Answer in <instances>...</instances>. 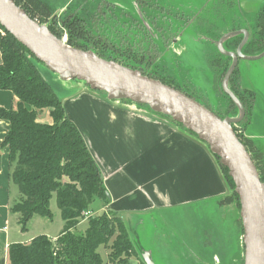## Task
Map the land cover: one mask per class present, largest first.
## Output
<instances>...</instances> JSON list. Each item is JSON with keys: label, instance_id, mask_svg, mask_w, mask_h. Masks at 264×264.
Segmentation results:
<instances>
[{"label": "trees", "instance_id": "obj_1", "mask_svg": "<svg viewBox=\"0 0 264 264\" xmlns=\"http://www.w3.org/2000/svg\"><path fill=\"white\" fill-rule=\"evenodd\" d=\"M15 2L17 6L21 7L17 1ZM110 2L115 4L119 13L122 14V18L119 17L117 20L123 29H118L115 24L113 30L123 46L122 48L116 47L109 37L111 35L109 32L97 36L98 41L105 46L106 44L111 45L114 52H118L129 60H134V63L125 65L114 56L102 55L93 51L97 56L141 71L144 76L158 80L195 100L222 120L239 116L237 105L222 88L225 76L232 64V59L221 54L217 48V42L225 35L211 38L216 54L209 64H212L210 67L213 68L215 80L218 79V82L214 81V96L206 97L205 95L203 98L194 87L188 92L182 91L176 82H171L170 75H167L170 78L168 81L167 77H162L159 74V72H163L162 70L171 71L169 65L165 66L166 63L162 60L166 53L173 55L172 49L178 48L176 44H173L174 41H179L178 35L175 34L174 23L168 17L175 10V3L169 0H115ZM23 9L34 20L28 10ZM157 11L168 22V31L159 27L157 19L149 17L150 13ZM180 21L183 20L178 19V22ZM190 21L191 19L184 20L182 26H188ZM81 25L82 22L75 19L72 35H70L67 44L78 50L91 51L78 44L74 39V34L84 37ZM133 25L137 30L135 39L130 37ZM48 28L54 36L61 39L52 28ZM123 31H126L129 36H124ZM156 31H161V37L156 34ZM240 31L249 33V39L241 51L243 56L258 57L262 55L264 53V5L256 11L254 20L246 18L245 23L236 22L228 34ZM141 33L143 36L139 39L138 35ZM243 39V35L231 37L223 43V49L225 52H236ZM156 41L162 43L167 50L161 51L160 47L156 45ZM134 43L137 46L136 50L133 49ZM174 45L176 46L173 47ZM152 46H155L156 49H153ZM0 53L2 56L0 90L11 91L17 99L14 109L9 111L0 109V118L10 123V130L3 140L2 146L9 151V162L13 168L11 178L19 193V199L12 206L11 213L19 217L21 231L27 232L35 218L53 220L54 216L50 206L53 197L56 196L64 222L63 230L55 242L42 235L36 237L29 244L11 245L8 250L9 261L11 264H105L99 249L109 247L111 240L117 235V230H120V226L124 227L122 220L115 219L113 221L103 215L98 219L88 220V228L84 234L76 232L85 213L91 210L95 201L102 204L108 203V196L99 168L80 131L65 116L62 102L43 78L37 66V63L40 62H37L35 57L1 26ZM238 75L239 69L236 67L228 81V88L241 103L245 117L234 129L251 155L260 179L264 183V151H260V148L256 150L250 141H245L237 132L238 127L245 131L250 124L255 101L253 92L241 88L238 83ZM221 81L222 85H219ZM45 109H52L50 113L52 124H41L37 121L38 112ZM178 125L197 138L182 125ZM215 158L220 165L219 159ZM220 167L230 191L235 193V186L228 171L221 165ZM235 195L237 196L236 193ZM222 199L221 202H227V196ZM237 199L239 202L238 196ZM239 230L243 235V226H239ZM136 247L130 233L122 230L116 236L112 247L109 248L111 255L117 257L115 260L110 259V264H114L117 259H122L129 254L136 255ZM137 250L146 252L140 248ZM130 262L123 261L120 264H130ZM239 264H244V258L240 260Z\"/></svg>", "mask_w": 264, "mask_h": 264}, {"label": "crops", "instance_id": "obj_2", "mask_svg": "<svg viewBox=\"0 0 264 264\" xmlns=\"http://www.w3.org/2000/svg\"><path fill=\"white\" fill-rule=\"evenodd\" d=\"M71 2L69 7L76 0H67L58 10ZM238 4L248 11L253 4L264 5V0H238ZM37 66L53 91L58 90L55 93L65 116L80 131L99 168L108 196V203H101L100 210L131 223L134 215L224 198L231 193L217 159L196 137L166 119L120 107V102L109 101L104 93L92 92L83 82H63L56 74ZM237 67L241 88L255 94L250 124L244 134L256 150L264 149V58L240 60ZM16 105L11 91L0 90V109L9 111ZM37 121L52 124L46 111L38 112ZM9 130L10 123L0 118V264H11V245L29 244L44 235L25 239L27 233L21 231L19 217L11 213L19 193L11 178L9 151L2 146ZM59 235L45 236L55 242ZM219 263L216 255L212 264Z\"/></svg>", "mask_w": 264, "mask_h": 264}, {"label": "rangeland", "instance_id": "obj_3", "mask_svg": "<svg viewBox=\"0 0 264 264\" xmlns=\"http://www.w3.org/2000/svg\"><path fill=\"white\" fill-rule=\"evenodd\" d=\"M15 1L28 10L36 22L52 28L66 42L72 35V26L75 24V19L80 20L84 37H78L74 34V39L78 44L99 54L114 56L125 65L134 63V60H129L122 57L118 52H114L110 47L111 45L106 44L105 46V44L98 41L97 36L109 32L111 34L109 37L113 40L115 46L119 48L123 46L121 41L117 39L115 30H113L115 24L118 29H123V26L117 20L119 17L122 18V14L117 15L115 12H119L118 8L110 2L115 0H76L73 6L69 7L72 4L71 2L68 6L59 10L58 8L63 6L67 0ZM169 1L175 3L174 12L168 17L174 23L175 34L178 35L179 42L176 45L186 48V51L180 55L181 57L177 56L174 49H172L173 55L166 53L162 61L166 63L165 66L169 65L171 71L162 70L163 72H159V74L162 77H167L168 81H170V78L167 75H170L172 77L171 82H176V85L182 91L188 92L194 87L203 98L205 95L206 97H213L214 81L217 80L218 82V79L215 80V73L213 68L210 67L212 64H209L216 54L211 38L228 34V31L232 29L236 22L245 23L246 18L254 20L256 11L260 6L253 4L249 6L247 11L245 7L240 8L238 0ZM149 17L157 19L159 27L168 31V22L165 21L159 11L150 13ZM177 18L183 21L191 19V21L188 26H182L183 21L178 22ZM130 32V37L135 39L137 36L135 25L131 27ZM122 34L129 36L126 31H123ZM156 34L160 37L162 35L161 31H156ZM142 36V33L139 34V39ZM155 43L161 51L165 52L167 50L162 43L158 41ZM136 47V43H134L133 49L136 50ZM152 48L156 49L155 46H152ZM37 64L46 72L54 74L44 64ZM221 83L222 81L219 85H222ZM55 90L58 91L56 88ZM59 95L62 97L61 94ZM118 102H120V107L134 109L140 113H150L181 128L172 119L152 112L147 106L137 105L130 101ZM43 111L48 112L50 115L52 109ZM234 128H237V125ZM182 130L184 129L182 128ZM237 132L245 141H248L245 132L240 130L239 127ZM262 150L264 151L260 148V151ZM222 200V198H215L187 206L158 209L149 213L134 215L131 223L124 222L117 214L100 210L102 204L95 201L91 210L88 211L90 215L84 217L76 232L84 234L88 228V220L98 219L105 215L107 219L113 221L115 219L122 220L125 225L123 224L124 227L120 226L117 235L122 230L130 233L132 241L137 245L136 248L151 253V259L155 264H212V259L216 255L220 258L219 264H239L240 260L245 258L243 235L239 230V226H242L239 202L235 193L232 192L227 195V202H221ZM50 209L54 216L53 220L50 221L40 217L34 219L29 225V230L24 232L27 233L25 239L42 234L55 237L61 233L64 222L57 205L56 196L51 201ZM14 226H16L15 221H13ZM116 236L111 240L108 248L101 247L99 249L105 264H110V259L115 260L117 258L113 254L111 255L109 250ZM137 249H135L136 255L129 254L122 257V259H117L114 264H120L123 261L144 264V251L140 252L141 250Z\"/></svg>", "mask_w": 264, "mask_h": 264}, {"label": "water", "instance_id": "obj_4", "mask_svg": "<svg viewBox=\"0 0 264 264\" xmlns=\"http://www.w3.org/2000/svg\"><path fill=\"white\" fill-rule=\"evenodd\" d=\"M0 26L61 81L83 82L92 91L106 94L109 101H130L147 106L152 112L182 125L206 144L228 171L239 198L244 228V264H264V183L235 132L234 127L243 121L245 111L228 88V81L240 60L264 58V53L258 57L243 56L242 48L249 39L247 31L225 35L217 42L219 52L232 59L222 88L239 109L237 118L222 120L195 100L144 76L139 70L102 59L93 51L72 48L54 36L47 26L33 20L15 0H0ZM236 35L244 36L241 45L236 52H225L223 43ZM143 254L145 264H155L149 252Z\"/></svg>", "mask_w": 264, "mask_h": 264}, {"label": "flooded vegetation", "instance_id": "obj_5", "mask_svg": "<svg viewBox=\"0 0 264 264\" xmlns=\"http://www.w3.org/2000/svg\"><path fill=\"white\" fill-rule=\"evenodd\" d=\"M174 51H175V53L177 54L178 57H181L180 55L183 54L186 51V48L178 47Z\"/></svg>", "mask_w": 264, "mask_h": 264}, {"label": "built area", "instance_id": "obj_6", "mask_svg": "<svg viewBox=\"0 0 264 264\" xmlns=\"http://www.w3.org/2000/svg\"><path fill=\"white\" fill-rule=\"evenodd\" d=\"M90 215V213H85L84 217H88Z\"/></svg>", "mask_w": 264, "mask_h": 264}, {"label": "bare ground", "instance_id": "obj_7", "mask_svg": "<svg viewBox=\"0 0 264 264\" xmlns=\"http://www.w3.org/2000/svg\"><path fill=\"white\" fill-rule=\"evenodd\" d=\"M62 40H64V39H62ZM65 41V40H64ZM66 42V41H65ZM106 95V94H105ZM118 102V101H117Z\"/></svg>", "mask_w": 264, "mask_h": 264}]
</instances>
